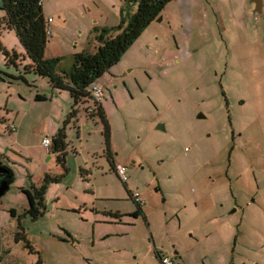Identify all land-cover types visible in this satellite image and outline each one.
Listing matches in <instances>:
<instances>
[{
    "label": "rangeland",
    "instance_id": "rangeland-1",
    "mask_svg": "<svg viewBox=\"0 0 264 264\" xmlns=\"http://www.w3.org/2000/svg\"><path fill=\"white\" fill-rule=\"evenodd\" d=\"M254 8L249 0H173L163 8L98 80L111 159L126 168V185L108 163L99 119H72L67 174L48 186L45 215L21 221L32 252L14 239L9 211L21 214L27 202L22 161L10 155L18 181L0 198V264H161L158 253L174 264H264V7L260 16ZM121 10L127 22L135 5L43 0L53 20L44 59L59 58L66 70L71 55L94 52L96 29L119 25ZM0 37L5 48L15 44L13 34ZM0 73L15 74L1 53ZM26 80L30 86L0 81V129L18 122L14 112L28 114L22 159L72 104L66 92L51 95L46 79ZM35 151V186L38 175L63 174L56 154L48 160ZM133 192L142 201L138 218L128 216L137 210Z\"/></svg>",
    "mask_w": 264,
    "mask_h": 264
},
{
    "label": "trees",
    "instance_id": "trees-1",
    "mask_svg": "<svg viewBox=\"0 0 264 264\" xmlns=\"http://www.w3.org/2000/svg\"><path fill=\"white\" fill-rule=\"evenodd\" d=\"M39 1L0 0V12L2 13L0 30L13 31L22 48V52L17 53L15 50H7L0 43L3 66L12 67L15 71L14 75L0 73V81H4L5 78L8 79V84L11 83L10 80H14L28 85L27 76L46 79L52 91L66 92L72 103L62 125L51 137V150L53 154H56V162L63 169V174L56 176L46 174L38 186L30 184L28 188L20 189L26 197V209L21 214H17L13 209L9 211L10 216L16 218L17 221L18 231L14 237L15 242H24L25 247L30 252L32 250L26 239L21 221L28 217L32 222H35L45 215L44 196L48 186L60 183L67 174V168L64 164L67 147L65 129L72 119L86 118V116H96L99 119L103 126L102 136H104L108 163L115 172L117 165L111 159L107 120L100 103L93 100L89 89L119 62L122 54L127 51L143 30L160 15L163 8L173 0H124L127 3H134L135 12L128 17L126 22L125 17H123L124 12L121 10L118 26L96 29L94 52H80L72 55V63L68 71L59 67L61 63L59 58L44 59V51L51 35L46 34L49 30V23L43 16V2L39 4ZM34 100L43 102L46 99L36 95ZM0 169L4 171L0 174V184L4 183L7 186V192L14 182V173L1 162ZM130 199H132L131 193ZM132 201L137 206V210L128 216L138 218L141 214L142 205L134 202L133 199ZM113 216L117 220L126 215L114 214Z\"/></svg>",
    "mask_w": 264,
    "mask_h": 264
},
{
    "label": "crops",
    "instance_id": "crops-1",
    "mask_svg": "<svg viewBox=\"0 0 264 264\" xmlns=\"http://www.w3.org/2000/svg\"><path fill=\"white\" fill-rule=\"evenodd\" d=\"M253 6H254V4L253 3H251ZM262 4H263V0H262ZM264 5V4H263ZM262 5V12H263V6ZM42 12H43V4H42ZM256 14V13H255ZM256 15H258V14H256ZM260 15H262V13L260 14ZM260 15H258V16H260ZM43 16H44V14H43ZM2 18V13L0 12V19ZM45 18V17H44ZM48 19H50V18H48ZM51 23H53V20H51ZM50 23V24H51ZM50 24H49V28H50ZM0 33H3V34H5V35H10V34H13L14 35V37H15V44L14 45H12L11 46V48H9V46H6V49L7 50H15L17 53H20V52H22V48L20 47V45H19V43H18V41H17V39H16V36H15V34H14V32L13 31H0ZM50 35H51V31H50ZM0 39H2L1 37H0ZM3 40V39H2ZM8 47V48H7ZM82 52H85V51H82ZM69 62V68H67L66 70H64V71H67V70H69L70 69V66H71V63H72V55H71V59L68 61ZM62 69V68H61ZM63 70V69H62ZM103 78V77H102ZM101 78V79H102ZM27 81V80H26ZM28 82V81H27ZM37 81H32V83H36ZM99 81H97V85H100L102 88H103V86L101 85V84H99L98 83ZM47 84V83H46ZM26 86H30L29 84L28 85H26ZM32 87V86H31ZM47 88H48V91H50L51 92V95H53V94H56V91L55 90H53L52 91V89L50 88V86L49 85H47ZM57 94L58 95H60L61 94V92H57ZM104 95V94H103ZM56 96L57 95H55V96H53L54 98H56ZM102 98L104 99V97L102 96ZM101 100L100 101V105H101V107H102V109H104L105 107H106V105H107V103H108V101H107V99H105V100ZM52 101H53V99H52ZM44 102H49L47 99L44 101ZM51 103V102H50ZM111 103H112V101H111ZM69 111V110H68ZM67 111V112H68ZM104 111V110H103ZM67 112H65V113H67ZM27 112L26 113H23V114H21V117H18L19 116V114H17V113H15L14 112V120H12L13 122L14 121H18L16 124H14V123H12V124H10L9 126H7L6 124H4L2 127H3V130L2 129H0V143L1 142H4V144H2V145H0V162L3 164V165H5V166H7L8 168H10L12 171H13V173H14V178H15V181H18V178H17V176H16V173H15V170H17L18 169V164L15 162V159H13V158H10V155H13V156H15V157H17L18 159H21V161H22V164H23V167H24V174H23V178H22V180H21V184H20V188H19V191H20V189H26V188H28L29 187V185L30 184H33L31 181H32V178L34 177V173H32V171L30 170V167H31V165H32V162H33V160L35 159H37L38 160V155H36L37 154V152L35 151V149H39V153L41 152V157H48V156H50V158H47L48 160H51V157H53V156H55V154H52L51 153V151L50 150H48V149H45L43 146H42V144H41V142H42V140L45 138V137H53L54 136V134L56 133V131L58 130V128H60V126L61 125H59L57 128H53V127H51V125L50 126H48V128H46L45 130H43L45 133H43V138H42V140L39 142V144H38V147L36 148V147H34V146H29V148H30V150L28 151V153H27V156H26V158H19L18 156L23 152V151H26L22 146H20V144H19V142H18V140H19V134L21 133V131H19V129L22 127V125H23V121H24V119H25V117H27ZM10 120V119H9ZM4 123V122H3ZM11 126H13V127H15V130L14 131H11L10 130V127ZM5 127H8V130H7V132H6V128ZM19 127V128H18ZM51 128H53V129H51ZM17 129V130H16ZM79 129V128H78ZM99 133H100V130H99ZM101 134V133H100ZM78 135H79V138H80V135H81V131H80V129H79V131H78ZM80 140H81V138H80ZM82 140H83V138H82ZM19 147V149L17 150V148ZM24 150H23V149ZM68 151H67V147H66V153H67ZM20 153V154H19ZM115 164V163H114ZM44 169H45V171H48L45 167H44ZM48 175V173H44V175ZM38 177L42 180V178L40 177V175H38ZM34 185V184H33ZM52 185V184H51ZM22 193V192H21ZM160 255V254H159ZM163 256V255H162ZM162 256H159V257H162ZM164 256H167V255H164ZM174 260V259H173Z\"/></svg>",
    "mask_w": 264,
    "mask_h": 264
},
{
    "label": "built area",
    "instance_id": "built-area-1",
    "mask_svg": "<svg viewBox=\"0 0 264 264\" xmlns=\"http://www.w3.org/2000/svg\"><path fill=\"white\" fill-rule=\"evenodd\" d=\"M42 2H43V0H40L39 4H42ZM48 23H51V19H48ZM46 34L50 35V30H47ZM89 93L96 103H100L102 96H103V88L100 85L93 84L89 89ZM12 129L15 130V128H12ZM41 144L44 148L49 149L51 146L50 138H48V137L44 138L42 140ZM115 173H116L118 179L122 183H125V184L127 183V181H128L127 170L124 166L117 165L115 167ZM131 198L134 200V202L142 205L141 197L137 192L131 193ZM160 259H161V264H174L173 260H171L168 256H163Z\"/></svg>",
    "mask_w": 264,
    "mask_h": 264
},
{
    "label": "water",
    "instance_id": "water-1",
    "mask_svg": "<svg viewBox=\"0 0 264 264\" xmlns=\"http://www.w3.org/2000/svg\"><path fill=\"white\" fill-rule=\"evenodd\" d=\"M250 3L254 4V13L260 15L262 13V0H249ZM161 20V18L158 19V22ZM202 116H197V119H201ZM159 129V127L157 128ZM4 173L3 170L0 169V174ZM7 190V186L4 183L0 184V198L4 195L5 191Z\"/></svg>",
    "mask_w": 264,
    "mask_h": 264
},
{
    "label": "flooded vegetation",
    "instance_id": "flooded-vegetation-1",
    "mask_svg": "<svg viewBox=\"0 0 264 264\" xmlns=\"http://www.w3.org/2000/svg\"><path fill=\"white\" fill-rule=\"evenodd\" d=\"M2 198V197H1Z\"/></svg>",
    "mask_w": 264,
    "mask_h": 264
}]
</instances>
